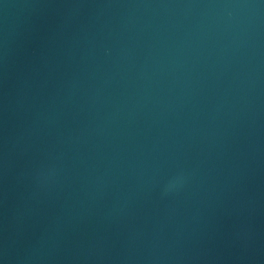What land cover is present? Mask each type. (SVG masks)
Masks as SVG:
<instances>
[{
    "label": "water",
    "instance_id": "95a60500",
    "mask_svg": "<svg viewBox=\"0 0 264 264\" xmlns=\"http://www.w3.org/2000/svg\"><path fill=\"white\" fill-rule=\"evenodd\" d=\"M0 264H264V0H0Z\"/></svg>",
    "mask_w": 264,
    "mask_h": 264
}]
</instances>
